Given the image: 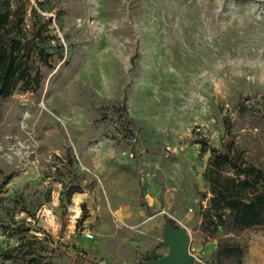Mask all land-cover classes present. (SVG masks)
<instances>
[{
	"label": "rangeland",
	"instance_id": "1",
	"mask_svg": "<svg viewBox=\"0 0 264 264\" xmlns=\"http://www.w3.org/2000/svg\"><path fill=\"white\" fill-rule=\"evenodd\" d=\"M9 1L24 8L22 36L41 80L0 100V264H23L4 254L35 238L53 264L75 253L143 264L169 254V223L187 234L194 264H264V227L204 219L210 152L197 143L221 148L230 125L247 162L264 169V0ZM122 106L143 147L122 160L132 175L115 176L139 182L124 217L112 208L121 195L107 193L119 190L85 169L75 148L82 133L122 150L110 124ZM225 246L244 254L229 257Z\"/></svg>",
	"mask_w": 264,
	"mask_h": 264
},
{
	"label": "trees",
	"instance_id": "2",
	"mask_svg": "<svg viewBox=\"0 0 264 264\" xmlns=\"http://www.w3.org/2000/svg\"><path fill=\"white\" fill-rule=\"evenodd\" d=\"M26 4L30 2L27 0ZM24 13L21 6L12 9L9 0H0V100L11 96L20 84L24 86L23 90L40 84V71L33 72L30 51L22 36ZM118 117L124 122L122 130L125 138H128L131 135L130 120L123 106ZM197 143L201 146V154L210 152L205 178L210 183L212 197L209 207L204 211V219L215 228L231 227L234 231L264 227V169L247 162L235 144L230 125L221 148L209 144L206 138L199 139ZM73 193H70L69 197ZM88 217L89 210L84 203L78 223L82 225ZM39 241L38 238L21 239L9 253L4 254V257L23 264H40V260L46 258L47 264H53L48 258L46 248L40 253L35 248ZM25 248L29 250H26L27 254L24 255L22 252ZM223 251L229 257H241L244 254L239 246H225ZM58 252L59 250L53 251L52 256ZM157 258L159 257L147 260ZM237 263L242 264V259ZM70 264L102 263L75 253Z\"/></svg>",
	"mask_w": 264,
	"mask_h": 264
},
{
	"label": "crops",
	"instance_id": "3",
	"mask_svg": "<svg viewBox=\"0 0 264 264\" xmlns=\"http://www.w3.org/2000/svg\"><path fill=\"white\" fill-rule=\"evenodd\" d=\"M88 137L84 134L79 133L75 135V148L76 152L79 155V160L83 164V167L89 170L95 177L102 178L104 183L109 187H115L119 192L107 191L108 194L115 195L116 193L121 195L119 200L115 199L113 202L112 208L116 212L117 216L128 215L129 204L127 196L130 192H139V182L134 178L136 184L130 186L129 183L124 182V175L131 174V168L122 164V160L128 159L122 157V150L118 151L116 147H113L111 143L104 142L101 145L91 144V139L89 141ZM111 142V141H110ZM115 143V142H112ZM118 151V152H117ZM124 158V159H123ZM134 160V159H133ZM113 161H115L113 163ZM115 176H120L123 178L121 180H115ZM80 195V193H77ZM153 199L150 200V205L153 203ZM139 214H144L139 213Z\"/></svg>",
	"mask_w": 264,
	"mask_h": 264
},
{
	"label": "built area",
	"instance_id": "4",
	"mask_svg": "<svg viewBox=\"0 0 264 264\" xmlns=\"http://www.w3.org/2000/svg\"><path fill=\"white\" fill-rule=\"evenodd\" d=\"M111 126L114 130V138L111 139L112 142L120 143L124 150L122 151V157L138 159V155L143 151V147L140 145V137L139 134L134 130V128L130 125L131 135L128 138H125L123 127L124 122L119 117L113 118L111 120ZM173 153V149L171 146H167L165 150V157L169 159L171 154ZM138 172L142 178H147L151 176V172L147 170L145 164L139 163ZM86 236L92 238L93 235L90 232H86Z\"/></svg>",
	"mask_w": 264,
	"mask_h": 264
},
{
	"label": "water",
	"instance_id": "5",
	"mask_svg": "<svg viewBox=\"0 0 264 264\" xmlns=\"http://www.w3.org/2000/svg\"><path fill=\"white\" fill-rule=\"evenodd\" d=\"M165 237L170 247L169 254L147 260L143 264H194V258L188 253V236L183 230H178L169 223L166 225Z\"/></svg>",
	"mask_w": 264,
	"mask_h": 264
},
{
	"label": "bare ground",
	"instance_id": "6",
	"mask_svg": "<svg viewBox=\"0 0 264 264\" xmlns=\"http://www.w3.org/2000/svg\"><path fill=\"white\" fill-rule=\"evenodd\" d=\"M79 211V210H78Z\"/></svg>",
	"mask_w": 264,
	"mask_h": 264
}]
</instances>
